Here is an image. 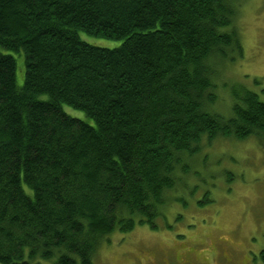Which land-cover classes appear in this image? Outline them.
<instances>
[{
  "label": "trees",
  "instance_id": "obj_1",
  "mask_svg": "<svg viewBox=\"0 0 264 264\" xmlns=\"http://www.w3.org/2000/svg\"><path fill=\"white\" fill-rule=\"evenodd\" d=\"M243 2L0 0V264H94L110 235L158 230L188 206L214 141L264 147L257 94L225 85L231 103L216 109L221 72L243 57Z\"/></svg>",
  "mask_w": 264,
  "mask_h": 264
},
{
  "label": "rangeland",
  "instance_id": "obj_2",
  "mask_svg": "<svg viewBox=\"0 0 264 264\" xmlns=\"http://www.w3.org/2000/svg\"><path fill=\"white\" fill-rule=\"evenodd\" d=\"M239 14L236 24L243 57L219 76L217 94L221 103L216 109L222 112L231 103L225 85H229V89L242 86L264 102V0H244ZM80 36L99 47L111 49L120 44L86 34ZM13 56L16 84L21 86L23 56ZM63 110L71 117L91 123L80 111L68 106H63ZM191 170L196 175H190L188 184L198 185V190L192 196L187 191L181 192L180 196L188 205L186 208L175 202L167 212L166 221L158 222V230L143 225L136 226L127 234L110 235V241L103 240L97 249L94 264H127L134 255L141 256L143 260L151 259L153 255L172 259L176 253L198 255L201 259L207 256L221 259L223 253L244 262L247 260L244 248L264 247V147L254 139L240 142L217 140L194 159ZM227 171L232 176H228ZM205 190L210 192L211 202L198 208L195 202ZM178 214L181 215L180 220H176ZM182 245L189 250H177ZM203 253L207 256H202ZM223 262L224 257L219 263Z\"/></svg>",
  "mask_w": 264,
  "mask_h": 264
},
{
  "label": "flooded vegetation",
  "instance_id": "obj_3",
  "mask_svg": "<svg viewBox=\"0 0 264 264\" xmlns=\"http://www.w3.org/2000/svg\"><path fill=\"white\" fill-rule=\"evenodd\" d=\"M223 248L226 249V245H224ZM179 249H181V251L183 252L189 250V248L185 245H182L181 247H177V250ZM243 250L245 256L244 258L247 257L246 261H244L243 259L244 262H242L238 258H233L223 254L222 253L223 249H222V251L220 252V254L222 253L221 259H216L215 257L211 258L207 256L205 253L202 254V256L203 255L207 256V258L205 259L198 258L197 257L198 255L183 254V253L181 254L176 253L175 257H173L172 259L165 256L156 258L155 255H153L151 256V259L147 258L143 260L141 256L137 257L134 255L133 257L129 258L127 264H264V247L257 248L256 246L252 250L245 248ZM223 257H224V262L219 263V261L222 260Z\"/></svg>",
  "mask_w": 264,
  "mask_h": 264
}]
</instances>
